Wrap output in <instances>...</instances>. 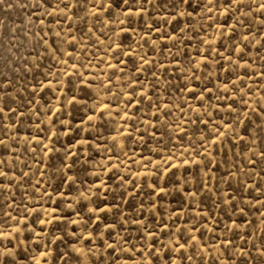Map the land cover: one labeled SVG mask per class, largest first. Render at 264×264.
<instances>
[{
    "label": "rangeland",
    "instance_id": "obj_1",
    "mask_svg": "<svg viewBox=\"0 0 264 264\" xmlns=\"http://www.w3.org/2000/svg\"><path fill=\"white\" fill-rule=\"evenodd\" d=\"M0 264H264V0H3Z\"/></svg>",
    "mask_w": 264,
    "mask_h": 264
},
{
    "label": "snow or ice",
    "instance_id": "obj_2",
    "mask_svg": "<svg viewBox=\"0 0 264 264\" xmlns=\"http://www.w3.org/2000/svg\"><path fill=\"white\" fill-rule=\"evenodd\" d=\"M3 2V0H0V3H2Z\"/></svg>",
    "mask_w": 264,
    "mask_h": 264
}]
</instances>
